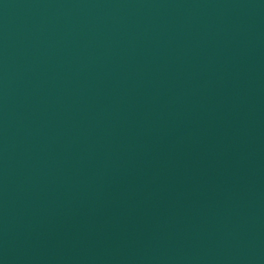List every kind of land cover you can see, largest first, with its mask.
Segmentation results:
<instances>
[{"label": "water", "instance_id": "95a60500", "mask_svg": "<svg viewBox=\"0 0 264 264\" xmlns=\"http://www.w3.org/2000/svg\"><path fill=\"white\" fill-rule=\"evenodd\" d=\"M0 264H264V0H0Z\"/></svg>", "mask_w": 264, "mask_h": 264}]
</instances>
